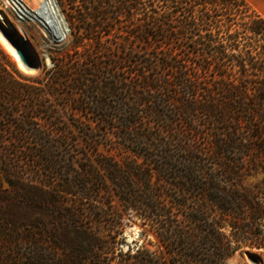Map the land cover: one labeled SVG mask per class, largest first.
<instances>
[{"label": "trees", "instance_id": "obj_1", "mask_svg": "<svg viewBox=\"0 0 264 264\" xmlns=\"http://www.w3.org/2000/svg\"><path fill=\"white\" fill-rule=\"evenodd\" d=\"M75 1L81 13L94 15L102 35L80 30L73 49L82 52L87 41L95 53L90 71L77 73L71 89L97 123L107 126L109 115L117 123L111 126L116 152L100 160L98 170L82 164L67 171L56 194L44 175L55 149L45 141L34 142L40 148L34 170L6 162L10 147L27 151L20 137L45 135L29 130L18 102L37 106L35 90L59 87L63 76L54 64L44 82L26 78L0 49V61H6L0 63V170L13 177L16 191L13 202L0 191V264H103L99 250L109 246L87 218L101 208L80 210L60 197L85 199L106 180L122 209L157 232L170 264H226L240 244L264 249V17L246 0ZM115 34L136 40L139 48ZM113 37L118 52L108 50V58L137 67L142 91L121 74L125 66L98 77L111 64L101 62L107 49L95 44ZM159 66L171 73L150 76ZM172 106L179 117L173 121ZM178 123L188 130L179 132ZM195 133L206 137L203 147L191 140ZM254 174L261 180L245 187ZM127 253L124 264H157L141 247Z\"/></svg>", "mask_w": 264, "mask_h": 264}, {"label": "rangeland", "instance_id": "obj_2", "mask_svg": "<svg viewBox=\"0 0 264 264\" xmlns=\"http://www.w3.org/2000/svg\"><path fill=\"white\" fill-rule=\"evenodd\" d=\"M16 1L24 10L23 15L17 14L11 6L6 4L5 0H0V16L2 18L0 22L7 24L26 41L28 49L40 61V65L35 70L24 71L19 67L17 59L1 41L0 49L7 55L18 72L26 78H35L44 82L46 72L53 69L54 64H56L57 71L62 74L63 79L60 80L61 86L59 87L47 90V88L40 86L35 90L39 95L36 98L38 100L37 106L29 101L18 102L17 114L20 118L24 116L27 119L29 130H35L38 133L44 131L45 135L37 134L36 136L20 137V141L23 142L22 146H26L27 151L15 153L14 148L10 147L8 150L13 153L10 158L6 159V162L11 164L20 163L23 166L26 165L29 170H34L40 163L36 160L37 154H40L37 149L40 148L34 142L45 141L51 148L55 149L52 159L45 155L42 159L50 158V164H53L49 173L45 172L44 175L47 183L52 186L53 194H56V191L62 189L61 186L67 178V171L73 174L74 170H77L82 164L91 166L93 170H98V162L107 159L116 152L114 149L116 142L112 136L111 126L117 125V123L113 119H109L111 115H109V118L104 117L107 126L97 123L96 117L88 113L89 106L85 104L86 100L82 101L81 104H76L78 94L71 89V80L77 73H82L84 70L90 71L87 65L92 62V54L95 53L92 52L94 44L92 45L87 41L82 43L84 47L82 52L73 49L72 45L79 41L77 38L81 29H92L94 38H99L102 35V30H98L95 20L90 19L94 15L81 13L80 5L75 0H52L56 10L54 15L47 10L35 11L38 0ZM247 1L264 16V0ZM109 26L113 27V24L109 23ZM71 29L76 30L71 31ZM127 31L134 34L136 29L131 31L128 29ZM115 36L124 38L125 46L139 48L136 40L130 42L131 39L123 34H115ZM114 37L95 44V46L107 49L106 53L100 55L101 62L111 64L110 68L101 69L98 77L107 76V73H112L114 69L125 66L121 74L127 79V82L142 91L144 82L135 75V70H138L137 67L133 68L128 64L122 65L118 59L108 58V50H112L111 53L114 52L115 55L118 52V49L114 46L116 41ZM171 38L173 42V34ZM170 50L173 49L170 48ZM136 57L141 58V56ZM45 59L47 64L44 63ZM182 60H185V58H182ZM5 62L4 59L0 61L1 64ZM170 64L173 65V61ZM163 73L169 74L171 71L167 72L162 66H159L154 68L150 76L162 75ZM197 96L199 99L203 98L202 93ZM166 98L172 99L173 92L169 95L166 94ZM168 110L172 121L173 118L179 119V117L173 116V106L169 107ZM177 129L179 132L188 130L187 126L179 123ZM87 135H90L92 140H88ZM7 138L10 139V137ZM191 140L195 145L203 147L206 137L195 133L194 136H191ZM27 142H30V144L28 145ZM28 150L31 152L29 153ZM12 178L7 172L0 170V191L5 190L11 202L16 197L15 188L9 182ZM261 178V174L251 175L245 179L244 186L250 188L258 183ZM101 188L102 190L94 186L85 199L74 196L68 198L61 196L60 199L72 207L77 206L80 210H91L94 206L101 208V211L95 212L93 215L88 212L87 218L89 217V222H93L94 227L109 246L99 250L103 264H106L108 260L111 262L110 264H124L129 258V253L126 254L128 249L130 254H133L140 247L141 250L156 257L157 264H170V257L165 252L166 250L162 246L157 232L149 225L142 226L134 213L125 212L122 209L114 184L106 180ZM167 192L173 194V189ZM73 193L75 194V192ZM169 211L173 213V208L169 207ZM27 215L30 214L27 213ZM107 224H110V227H106L110 228L109 232L108 229L105 231L103 229V226H107ZM223 231L228 234L230 229L226 228ZM249 237L251 236L249 235ZM113 245H115V253L112 254L110 250ZM226 264H264V249L249 248L240 244L239 248L226 261Z\"/></svg>", "mask_w": 264, "mask_h": 264}, {"label": "water", "instance_id": "obj_3", "mask_svg": "<svg viewBox=\"0 0 264 264\" xmlns=\"http://www.w3.org/2000/svg\"><path fill=\"white\" fill-rule=\"evenodd\" d=\"M0 33L8 44L12 46L15 50V55L28 70H35L39 67L40 61L37 60L28 49L26 41L2 21L0 22ZM44 63L47 64L46 59L44 60Z\"/></svg>", "mask_w": 264, "mask_h": 264}, {"label": "bare ground", "instance_id": "obj_4", "mask_svg": "<svg viewBox=\"0 0 264 264\" xmlns=\"http://www.w3.org/2000/svg\"><path fill=\"white\" fill-rule=\"evenodd\" d=\"M5 1H6V4L11 6L17 14H20L21 16L23 15L24 10L22 9V7L18 4L16 0H5ZM36 6H37V9L35 11L37 12L47 10L52 15L56 13L52 0H38L36 3ZM0 19H2L1 16H0ZM0 41L9 50V52L15 57V59H17L19 67L24 71H28V69L22 64V62L15 55V50L12 48L10 44H8V42L5 40V38L3 37L1 33H0Z\"/></svg>", "mask_w": 264, "mask_h": 264}, {"label": "crops", "instance_id": "obj_5", "mask_svg": "<svg viewBox=\"0 0 264 264\" xmlns=\"http://www.w3.org/2000/svg\"><path fill=\"white\" fill-rule=\"evenodd\" d=\"M247 1V0H246ZM248 2V1H247ZM249 3V2H248ZM250 4V3H249ZM251 5V4H250ZM252 6V5H251ZM253 7V6H252ZM254 8V7H253ZM255 9V8H254ZM256 10V9H255ZM257 11V10H256ZM258 12V11H257ZM259 13V12H258ZM261 16H263L261 13H259ZM264 17V16H263Z\"/></svg>", "mask_w": 264, "mask_h": 264}]
</instances>
